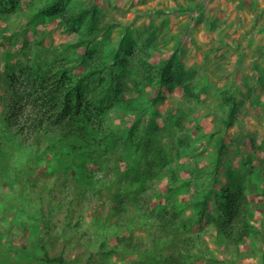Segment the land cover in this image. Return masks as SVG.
Wrapping results in <instances>:
<instances>
[{
	"label": "rangeland",
	"instance_id": "obj_1",
	"mask_svg": "<svg viewBox=\"0 0 264 264\" xmlns=\"http://www.w3.org/2000/svg\"><path fill=\"white\" fill-rule=\"evenodd\" d=\"M45 1L19 0L0 21V94L11 73L45 62L65 37L56 14L34 15ZM93 4L102 21L119 19L110 37L122 53L156 25L161 56L175 51V61L193 72L198 97L187 99L175 87L153 102L156 88L149 87L130 107L110 109L107 137L92 145L91 159L88 148L66 158L63 142L46 137L52 147L25 167L33 157L19 156V141L0 130V264H55L39 258L43 241L50 254L63 253L74 264H165L169 258L264 264V195L255 191L264 185V0H68L64 6ZM225 91L239 105L232 120ZM239 178L248 183L249 217L261 231L238 247L211 226L216 196L203 228L193 202ZM44 213L49 238L39 229ZM163 218L183 233L163 234ZM187 231L202 234L207 256L199 259L197 246L179 244ZM11 245H25L37 257L18 258L8 252Z\"/></svg>",
	"mask_w": 264,
	"mask_h": 264
},
{
	"label": "trees",
	"instance_id": "obj_2",
	"mask_svg": "<svg viewBox=\"0 0 264 264\" xmlns=\"http://www.w3.org/2000/svg\"><path fill=\"white\" fill-rule=\"evenodd\" d=\"M67 1L47 0L37 6L34 15L56 14L57 22L64 27L65 37L53 47V55L45 62L27 63L11 73L7 92L0 94V130L7 129L19 141V156L26 153L27 157H33V160L24 161L25 167L40 162L39 150L52 147L46 137H57L63 142L62 155L66 158L73 160L74 156L86 154L88 148L91 159L92 145L107 137L103 134L106 113L113 108L130 107L149 87L156 88L151 97L153 102L165 99V89L169 91L175 87L181 88L187 99L198 97L194 91L193 72L175 61V51L161 56L163 38L158 36L156 25L148 27L136 46L122 53L110 37L111 30L120 22L117 17L102 21L95 4L65 7ZM18 5L19 0H0V21L8 19ZM129 92H136V95L129 96ZM222 98L232 120L238 108L236 99L226 91ZM232 123L230 121L226 129ZM257 170L262 173L260 168ZM239 179L234 186L221 185L220 193L210 188L193 202L197 207V220L203 228L208 202L214 194L218 200V216L212 219L211 226L219 237L238 247L261 231L249 217L248 183ZM255 191L264 195V185L258 184ZM37 219L41 223L39 229L49 238L51 228L47 215L44 213ZM158 226L165 235L183 233L165 218ZM184 233L179 244L197 246L199 259L207 256L202 234L198 231ZM46 244V241L40 243L41 260L74 264L63 253L50 254ZM8 252L18 258L37 257L25 245H11ZM167 260L165 264H187L184 259Z\"/></svg>",
	"mask_w": 264,
	"mask_h": 264
},
{
	"label": "crops",
	"instance_id": "obj_3",
	"mask_svg": "<svg viewBox=\"0 0 264 264\" xmlns=\"http://www.w3.org/2000/svg\"><path fill=\"white\" fill-rule=\"evenodd\" d=\"M206 56H207V54H206ZM238 106H239V105H238ZM262 168H263V167H262ZM240 172H242L243 174H246V175L248 174V172H246V171L243 170V169H240ZM240 172H239V173H240ZM246 175H245V176H246Z\"/></svg>",
	"mask_w": 264,
	"mask_h": 264
}]
</instances>
